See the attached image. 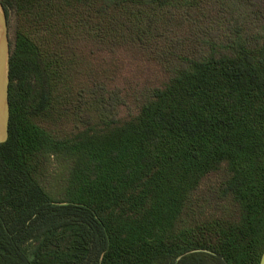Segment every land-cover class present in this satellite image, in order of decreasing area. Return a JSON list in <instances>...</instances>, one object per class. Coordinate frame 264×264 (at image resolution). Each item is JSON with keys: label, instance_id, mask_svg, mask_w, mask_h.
<instances>
[{"label": "trees", "instance_id": "obj_1", "mask_svg": "<svg viewBox=\"0 0 264 264\" xmlns=\"http://www.w3.org/2000/svg\"><path fill=\"white\" fill-rule=\"evenodd\" d=\"M0 2L15 18L0 264H259L264 0ZM169 39L207 46L116 122L94 96L92 53ZM223 163L237 218L183 222Z\"/></svg>", "mask_w": 264, "mask_h": 264}, {"label": "rangeland", "instance_id": "obj_2", "mask_svg": "<svg viewBox=\"0 0 264 264\" xmlns=\"http://www.w3.org/2000/svg\"><path fill=\"white\" fill-rule=\"evenodd\" d=\"M7 27L8 39L12 43L15 18L11 9L8 10ZM220 33L221 29L217 31V35ZM167 42L171 47L168 46L159 52V48L161 49L165 42L159 43L160 46L154 51H145L137 45H126L122 48L92 53L95 73L94 96L98 100L97 104L108 107V111L112 110L116 122L136 116L141 105L151 97L153 90L162 88L167 83L173 73L172 68L187 64L185 60L191 57L194 48L204 45L198 41L196 46L189 43L173 50V40L169 39ZM50 167V171H53L56 164H51ZM228 178L229 172L225 163L206 175L189 198L182 216L183 222L190 224L208 216L226 220L236 219L237 207L231 196L224 193V184ZM50 180L53 187L54 182Z\"/></svg>", "mask_w": 264, "mask_h": 264}, {"label": "water", "instance_id": "obj_3", "mask_svg": "<svg viewBox=\"0 0 264 264\" xmlns=\"http://www.w3.org/2000/svg\"><path fill=\"white\" fill-rule=\"evenodd\" d=\"M10 42L8 39L7 17L0 2V143L7 138L9 121L8 85H9ZM259 264H264V251Z\"/></svg>", "mask_w": 264, "mask_h": 264}]
</instances>
